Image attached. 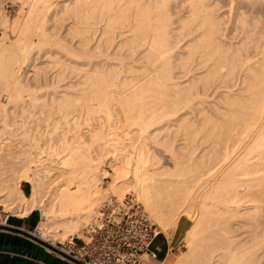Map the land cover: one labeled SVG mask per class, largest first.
<instances>
[{
    "label": "bare ground",
    "instance_id": "obj_1",
    "mask_svg": "<svg viewBox=\"0 0 264 264\" xmlns=\"http://www.w3.org/2000/svg\"><path fill=\"white\" fill-rule=\"evenodd\" d=\"M21 1V16L11 26L15 40L6 45L0 39L3 212L21 217L40 210L36 235L54 245L70 235L81 236L108 194L100 181L111 176L112 193L123 197L133 189L165 234L181 216L192 219L188 250L171 264H264L261 31L258 46L251 42L255 31L246 37L242 29L243 40L257 45V56L262 51L253 63L243 55L248 50L243 40L236 46L231 39L227 45L226 24L205 0H191L187 16L177 14L175 33L170 5L178 0ZM58 2L64 20L69 15L75 20L66 30L67 36L78 38L77 46L66 44L62 33L59 37L62 27L54 33L46 28ZM2 23L9 25L7 16ZM118 33L123 42L116 48L128 56L115 65L105 50L121 37ZM194 33L196 40L184 44ZM43 47H52L56 55L60 50L72 61L60 60L61 52L58 60L54 55L56 66L49 67L54 76H47L49 71L37 61L31 78L25 68ZM46 55L50 61L51 54ZM201 69L202 74L189 78ZM239 72H246L240 86ZM68 73L73 81L59 84ZM209 98L217 99L213 114L203 109ZM194 108L201 123L195 116L193 122L189 116L181 119L180 114ZM179 116L177 127L171 125ZM179 134L184 142L176 147L174 135L179 139ZM203 142L208 148L201 150ZM156 146L166 148L167 153L161 152L168 154L167 162ZM108 163L111 171L103 169ZM24 181L31 184L29 194L23 191Z\"/></svg>",
    "mask_w": 264,
    "mask_h": 264
},
{
    "label": "rangeland",
    "instance_id": "obj_2",
    "mask_svg": "<svg viewBox=\"0 0 264 264\" xmlns=\"http://www.w3.org/2000/svg\"><path fill=\"white\" fill-rule=\"evenodd\" d=\"M177 0H175V2H176ZM190 1L191 0H178L177 1V4L176 3H174V1H173V3L174 4H176V6L174 5V4H172V5H170L171 6V10H173V7H174V10L172 11V14H174L173 15V17L175 16V19H174V25H172V31H173V33H175L176 31H177V25H178V22H177V20H178V18H179V16H178V18L176 19V16H177V14L178 15H181L180 17H185V16H187L186 14H188V11L190 10V6H189V3H190ZM246 3H245V2ZM251 1V2H250ZM255 0H253V2H252V0H205V2H207V4H208V2H209V4L208 5H210L212 8H213V13H214V15L215 16H218V17H222L221 19L222 20H224L223 22L226 24L224 27H225V29L227 30V32H228V34H227V32H226V34H227V38L225 39L226 41V43H227V45H229V43H230V41H231V39H232V44L231 45H235L236 44V46L237 45H240V43H246V39H245V41L243 40L244 39V36H245V34H243L242 33V29H243V32H245L246 33V37H248L247 35H249V33H251L252 35H254L253 33V31H255V37L256 38H251V42H252V44H253V40L255 41V44H256V42H257V44H258V46H259V43L261 44V47H259V50H261V49H263V47H264V45H263V47H262V43H263V40L264 39H261L260 37L262 36L263 38H264V0H263V2H262V0L260 1V0H256L258 3L256 4V1L254 2ZM260 1V2H259ZM184 2H187V4L185 3L184 4ZM250 2V3H249ZM21 3H22V1L21 0H0V39L1 38H4V40H5V43H6V45H9V44H11V42H13L14 40H15V34H14V31H12L13 29H12V27L11 26H13V23H14V21L19 17V16H21V9H22V5H21ZM59 3V2H58ZM60 3H62V2H60ZM58 4V6L57 7H59V8H57L56 7V9H57V11H56V9H54L53 11H50L49 13H50V18H49V20H50V22H48L47 24H46V28H47V30H53L52 32L54 33V32H58L59 30H60V28L62 29V32H60V36L59 37H61L62 35H63V37H61L62 38V40H64V42L66 43V44H69V46H70V44H72V42H73V46L74 45H76L77 46V43H78V38H72V36L70 37V35L68 34V36H67V28H68V26H69V28L73 25V22L75 21L74 19H71L72 17V15L70 16L69 15V19H66V20H64L65 19V17H64V15H62V14H64V12H63V10L62 11H60L61 10V8H62V4ZM211 3V4H210ZM256 5H255V4ZM60 5H61V8H60ZM178 5H179V7H178ZM177 9V11H176V9ZM182 8V9H181ZM25 9V11L27 10V7H25L24 8ZM59 9V10H58ZM63 9V8H62ZM59 11H60V13H59ZM220 13H219V12ZM180 12V13H179ZM217 12V13H216ZM59 13V16H57V14ZM234 13V14H233ZM240 13V14H239ZM5 14V15H4ZM56 14V15H55ZM51 15L53 16V18L51 17ZM61 15V16H60ZM244 15V16H243ZM4 16H7V18H8V21H9V25L6 27L2 22H3V19H4ZM56 16V17H55ZM66 16V15H65ZM225 16V17H224ZM246 16V17H245ZM54 17H55V19H54ZM58 17V18H57ZM71 17V18H70ZM248 17H249V19H248ZM57 18V19H56ZM61 18H63V20L61 19ZM68 18V17H67ZM241 18V19H240ZM244 18H245V20H244ZM52 19V20H51ZM58 19H61V20H58ZM230 19V20H229ZM231 19H232V21H231ZM239 19V20H238ZM55 20V21H54ZM241 20V21H240ZM243 20V21H242ZM253 20H254V23H255V21H256V24L258 25V27H257V25L255 26L254 24H253ZM73 21V22H72ZM229 21V22H228ZM259 21V22H258ZM58 22V23H57ZM248 22V23H247ZM69 23L71 24V25H69ZM229 25H228V24ZM245 23V24H244ZM251 23H252V25L253 26H251ZM259 23H260V26H259ZM3 24V25H2ZM57 24V25H56ZM60 24V25H59ZM237 25V26H236ZM179 26V25H178ZM226 26H228V28L226 27ZM242 26V27H241ZM5 27H6V29H5ZM56 27H57V29H56ZM240 27V28H239ZM254 27H255V29H254ZM174 28V29H173ZM235 28H237V29H235ZM239 28V29H238ZM248 29V30H247ZM247 30V31H246ZM253 30V31H252ZM258 30H260L261 32H259ZM50 31V32H51ZM249 31V32H248ZM251 31V32H250ZM257 31L259 32V33H261V35L258 33V36H257ZM65 32H66V34H65ZM61 33H62V35H61ZM64 33V34H63ZM236 33V34H235ZM195 35H191L190 37H187V38H185V40H184V44H190L191 42H193V41H195L196 40V38L198 37V33H197V35H196V33H194ZM232 35V37H230L231 35ZM57 35H58V33H57ZM64 35H66V41H65V36ZM121 36V37H117V35L115 36V37H117V38H115V40H114V42H113V44L111 45V46H109L105 51H108V52H106V53H108V54H110V55H113L112 57H114L113 58V60L112 59H110V61L109 62H112V64H119L120 63V61L118 60L119 58H123L124 59V57L126 58L127 56H128V53H127V56H126V50H119V49H117L116 47L119 45V44H121L122 42H123V38H122V35L120 34V33H118V36ZM233 35H235V36H237V37H233ZM259 35H260V37H259ZM5 36V37H4ZM192 36H194L193 38H192ZM195 36H196V38H195ZM229 36V37H228ZM5 38H7V39H5ZM235 38V39H234ZM259 38H260V40L261 41H259V43H258V40H259ZM31 39H32V37H31ZM192 40V41H190L189 42V40ZM228 39V40H227ZM240 39V40H239ZM258 39V40H257ZM73 40V41H72ZM119 40V41H118ZM243 40V41H242ZM33 41H36V42H38V37L37 36H34L33 37ZM77 41V42H76ZM240 41H242V42H240ZM249 40H247V42H248ZM187 42H189V43H187ZM229 42V43H228ZM238 42H239V44H238ZM250 41H249V43L247 44V46H246V48L248 49H246L247 51H246V53L244 52L243 53V55L244 56H246L247 55V57L249 56L253 61V63H255L254 61H256V59H258L259 60V56L262 58V51H260L261 52V54L260 55H258L257 56V54H259V50L257 49V51H256V46L254 47L253 45H252V47H251V45L249 46V44L251 43ZM113 45H114V48H113ZM72 46V45H71ZM255 49H254V48ZM51 48V49H50ZM184 48H186V46H184ZM261 48V49H260ZM47 49H48V47H47ZM47 49H45V47H43V49L41 50V52H40V54H39V51L40 50H37V52L35 53V57L36 56H38L37 55V53L39 54V55H41V56H39L38 58H36L37 60L36 61H32L31 62V64H29V66H26V68H25V70H27L28 71V73L29 74H31L30 76H31V78H32V75L34 74L33 73V71H34V64L38 61L39 62V64L37 63L36 65L38 66V67H42V65L43 66H45L46 68H47V71H49V73H47V76H54L55 75V73H53V70H51V69H49V67H51V66H56V61L59 59V57H60V55H61V53H62V51H60L59 50V54H58V52H57V54L58 55H56V52L54 51L55 49H53V51H52V47H49V49L47 50ZM57 49V48H56ZM77 49L78 50H80L79 49V47H77ZM44 50V51H43ZM50 50V51H49ZM181 50H183V52H181ZM180 50V53L182 54H184V53H186V51H185V49H181ZM254 50L257 52V54L254 52ZM52 51V52H51ZM58 51V50H57ZM55 52V53H54ZM61 52V53H60ZM110 52V53H109ZM247 52L249 53V54H247ZM46 54H51L50 56V59L52 60H50L49 61V56L47 57V55ZM63 54V53H62ZM65 54V55H64ZM63 55H61V57H60V60H68V61H72L71 59L69 60L68 58H70L66 53H64ZM121 54H122V56H121ZM44 55H46V56H44ZM54 55H56L57 56V60L56 59H54L55 57H54ZM66 55H67V59H64L65 57H66ZM59 56V57H58ZM121 56V57H120ZM243 56V57H244ZM45 57V59L44 60H42V61H39L40 60V58H44ZM112 57H110V58H112ZM246 57V58H247ZM47 58H48V60H47ZM62 58V59H61ZM115 58H117V60L115 59ZM245 58V57H244ZM261 58H260V60H261ZM250 59V60H251ZM34 60H35V58H34ZM97 60H99V62L98 61H96V62H98V63H100V59H97ZM112 60V61H111ZM257 60V61H258ZM54 61V62H53ZM79 61V60H78ZM80 61H82L83 62V60H80ZM256 61V62H257ZM51 62V63H50ZM43 63V64H42ZM42 64V65H41ZM50 64V65H49ZM79 64L81 65V67H85V66H83L84 64H86V62L84 63H81V62H79ZM196 68V67H195ZM245 68H246V66H245ZM245 68H242V69H240V71H246L245 70ZM49 69V70H48ZM33 70V71H32ZM50 70L52 71V72H50ZM202 70V69H201ZM201 70H198L199 72H196V74H194V75H192L191 77H189V78H193V76H198L199 74H202L203 72H204V69L201 71ZM200 72H202V73H200ZM246 73V72H245ZM245 73H241V72H239V86H240V83H241V79L244 77L243 75H245ZM127 75H128V73H126ZM70 75H71V73H70ZM126 75V76H127ZM69 76V73H68V75H67V77ZM123 76H125V73H124V75ZM66 77V78H67ZM242 77V78H241ZM70 78V80H69V82H71V81H73V78H72V80H71V77L69 76L68 78H67V80H66V82L65 81H62V82H60L59 84H67L68 82V79ZM188 78V77H187ZM76 80V79H75ZM185 80V79H184ZM43 83H45V81L43 82ZM238 85L236 86V88H234V89H239L240 87H239ZM201 87V86H200ZM199 87V89H200V91H201V88ZM223 88L221 87L220 89H218L219 90V92L220 93H222L223 91H224V89H223V91L221 92V90H222ZM219 92H218V94L216 95V98H217V96L219 95ZM210 100H213V101H210ZM2 101L3 102H5L6 103V98L4 97L3 99H2ZM196 101H198V100H196ZM210 101V102H209ZM205 102H206V104L204 105V103L202 104L203 106H205L203 109H205V111L206 112H208L209 114H213V109H214V106H212V105H216L217 104V99L216 100H214V99H211V98H209L208 99V102H207V99L205 100ZM216 102V103H215ZM200 103V102H199ZM214 103V104H213ZM198 105H200V104H197V107H198ZM201 105V107H203ZM196 107V106H195ZM210 108V109H209ZM193 109V108H192ZM191 109V110H192ZM197 109V108H196ZM195 108H194V110H192V111H190V109L188 110V111H186V112H184V113H182V114H180L181 116H179V117H177L178 119H175V121H174V123L173 122H171L170 124L171 125H173V126H175V127H177V125L179 124V120L181 121V119H184V118H186V116H189V117H187V120L188 121H191V122H193V117L195 116V118L196 117H198V114H199V112H197L198 111V109L196 110ZM207 109V110H206ZM212 110V111H211ZM194 111V112H193ZM191 112V113H190ZM212 112V113H211ZM189 113V114H188ZM193 113V114H192ZM197 113V114H196ZM214 113H215V110H214ZM195 114V115H194ZM191 115V116H190ZM200 115V114H199ZM184 116V117H183ZM201 116V115H200ZM180 117H181V119H180ZM177 120V121H176ZM195 121H197V124L198 123H201L202 122V120H201V117H198V118H196L195 119ZM201 121V122H200ZM176 122V123H175ZM2 123H3V116H2V114H0V127H1V125H2ZM173 123V124H172ZM196 123V122H195ZM176 124V125H175ZM175 127H171L169 130V132L171 133V138H173V133L172 132H174V134H175V131H173L174 129H175ZM164 130V129H163ZM169 133V134H170ZM179 133V132H178ZM177 133V134H178ZM182 132H180V134H181ZM164 134V133H163ZM166 134V133H165ZM176 134V135H177ZM180 134L178 135L179 136V139H178V137L176 136V135H174V140H177L176 142H175V146L176 147H180L182 144H183V142H184V139H183V137H184V135L182 134V136H180ZM169 137H170V135H169ZM176 138V139H175ZM182 139H183V142H182ZM181 141V142H180ZM177 142H179L178 144H177ZM182 143V144H181ZM203 143H204V145H203ZM202 143V145L200 144V147H199V149H201V150H204L205 148L207 149L208 148V145H207V147H206V145H205V142H203ZM206 144H208V143H206ZM161 147H163V146H161ZM205 147V148H204ZM163 149L166 151V148L165 147H163V148H160V146H156V150L158 151V152H160V154H162V155H164L163 153L165 152H161V151H163ZM201 150H198L196 153L199 155L201 152ZM166 153H167V151H166ZM167 155V156H166ZM167 157H168V154H165L164 155V161L165 162H167L166 160H167ZM112 160L110 159V161L109 162H111ZM109 165V163L107 164V165H105V167H103V169H106L107 171H111L112 169H111V167L110 166H108ZM110 167V168H109ZM102 182V184H101V186L104 188V189H106L107 190V195H106V197L104 198V200L100 203V205L97 207V210L99 209V207L103 204V202L110 196V195H115V196H118V197H120V195H117L116 193H112V190H111V182H112V177L111 176H108V177H106V178H103L101 181H100V183ZM25 184H29V192L31 191V184L29 183V182H26V181H24V182H22V187H23V185H25ZM120 184H122V183H120ZM110 186V187H109ZM110 188V189H109ZM132 191V192H131ZM125 194L123 195V196H125L127 193H131V194H134L136 197L138 196L137 195V193L133 190V189H129V191L127 190V191H125L124 192ZM137 199L141 202V199L139 198V196L137 197ZM141 203H143V202H141ZM143 206L145 207V209H146V211H147V213H148V215H149V217L151 218V220L158 226V228H159V230L161 231L160 232V235H164L165 233L162 231V228L158 225V223L150 216V213L148 212V210H147V208H146V206H145V204L143 203ZM1 208V207H0ZM2 209V208H1ZM39 212H40V214H41V211L39 210ZM181 218L182 219H184V220H187V222H188V225H189V228L192 226V224H193V221H192V219H190V218H188V217H186V216H181ZM41 220H42V216H41ZM40 220V221H41ZM188 228V229H189ZM188 229H187V231H188ZM174 229H171V230H169L168 231V234H166V235H168V236H170L171 235V233H172V231H173ZM187 231L185 232V235H184V237H183V239L181 240V242L179 243V244H177L176 246H175V248L173 249V251H172V253H170V256H169V258H168V260L165 262V264L167 263V264H171V261L174 259V258H177V256L178 255H181L182 253H184V252H186L187 250H188V246H187V241H188V237H187ZM83 233V232H82ZM82 233H81V235H82ZM72 236H76V235H70L67 239H70ZM79 236V235H78ZM66 239V240H67ZM171 257V258H170ZM158 264H161V262L160 263H158Z\"/></svg>",
    "mask_w": 264,
    "mask_h": 264
},
{
    "label": "built area",
    "instance_id": "obj_3",
    "mask_svg": "<svg viewBox=\"0 0 264 264\" xmlns=\"http://www.w3.org/2000/svg\"><path fill=\"white\" fill-rule=\"evenodd\" d=\"M160 232L134 194L110 195L81 236L54 246L84 264H157L152 246Z\"/></svg>",
    "mask_w": 264,
    "mask_h": 264
},
{
    "label": "crops",
    "instance_id": "obj_4",
    "mask_svg": "<svg viewBox=\"0 0 264 264\" xmlns=\"http://www.w3.org/2000/svg\"><path fill=\"white\" fill-rule=\"evenodd\" d=\"M22 188L25 194H29V184L23 185ZM7 214L8 218L5 220ZM18 216L11 212H3L0 208V264H79L66 256L65 258L60 256L57 251L30 235L34 234L41 220L38 209ZM188 228L187 220L180 218L170 236L166 234L157 236L152 246L158 252L157 264L160 262L165 264Z\"/></svg>",
    "mask_w": 264,
    "mask_h": 264
},
{
    "label": "water",
    "instance_id": "obj_5",
    "mask_svg": "<svg viewBox=\"0 0 264 264\" xmlns=\"http://www.w3.org/2000/svg\"><path fill=\"white\" fill-rule=\"evenodd\" d=\"M30 235H31L33 238H35L38 242H40V243L46 245L47 247H49V248H51V249L57 251L58 253H60V254H62V255H64V256H66V257H68V258H70V259H73V260H75L76 262H78V263H80V264H84V263H82V262L77 261V260H76L75 258H73L72 256L67 255L66 253H64L63 251H61L60 249H58L57 247H55L54 245H52L51 243H49V242H47V241L41 239V238H40L39 236H37L36 234H30Z\"/></svg>",
    "mask_w": 264,
    "mask_h": 264
}]
</instances>
